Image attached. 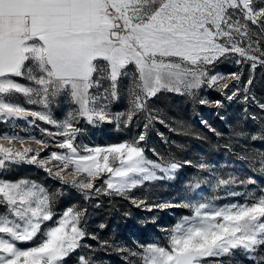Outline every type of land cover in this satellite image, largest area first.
<instances>
[{"label": "snow or ice", "instance_id": "1", "mask_svg": "<svg viewBox=\"0 0 264 264\" xmlns=\"http://www.w3.org/2000/svg\"><path fill=\"white\" fill-rule=\"evenodd\" d=\"M231 56L238 57L236 64L251 62L253 70L264 65V0H0V123L32 118L29 124L39 120L51 125L42 132L66 151L52 152L48 162L56 161L58 170L45 171L81 191L127 196L144 182L172 179L181 166L145 155L149 127L164 123L153 115L149 101L161 93L195 98L204 86L227 88L220 83L226 79L239 84L241 73L209 75L211 66ZM252 83L249 78L243 87L246 102H255L247 95ZM240 91L236 87L227 98ZM122 93L129 110L113 114L109 105ZM17 96L36 107L15 102ZM62 100L74 107L57 120L52 108ZM257 104L264 111V103ZM140 113L145 114L144 130L130 141L105 147L76 143L81 120L89 124L115 120L128 127ZM0 139L25 142L17 135ZM32 152L0 146V173L24 162L43 166L46 162L38 161L39 153L29 155ZM198 167L207 171L210 166ZM260 171L264 172V162ZM105 173L106 187L96 186L93 181ZM68 176L73 179L67 180ZM255 183L251 177L229 174L217 179L216 187ZM243 195V203L224 206L210 201L155 205L190 209L191 215L174 224L166 245H141V251L129 255L139 264H226L225 258L230 260L236 250L259 252L264 249V189L260 195ZM52 202L35 181L0 176V207L5 209L0 213V264H66L72 253L84 247L86 233L80 225L86 210L70 207L56 217ZM78 264L92 261L81 254Z\"/></svg>", "mask_w": 264, "mask_h": 264}, {"label": "rangeland", "instance_id": "2", "mask_svg": "<svg viewBox=\"0 0 264 264\" xmlns=\"http://www.w3.org/2000/svg\"><path fill=\"white\" fill-rule=\"evenodd\" d=\"M237 58L231 56L217 61L210 67L209 75L220 74L227 77L230 73H241L239 84L226 79L220 83L227 84V88L204 86L195 98L176 93H161L149 101L154 110L153 115H159L164 123L157 121L149 127L145 155L148 159L162 164L176 162L181 166L172 174V179L144 182L128 192L127 196L104 195L95 190L81 191L45 171V168H51L52 173L58 170L54 167L56 161L48 162L52 152L66 151L56 147L53 139L42 132L44 128L51 129V125L39 120L29 124L28 120L32 118L0 123V137L7 134L25 138L23 144L0 139V146L20 151L25 148L32 149L33 152L29 155L39 153L38 161L46 162L43 166L26 162L10 165L0 176L12 180L25 178L42 185L52 196V209L56 217L70 207L86 210L80 225L86 233L81 241L84 247L72 253L66 264H78V256L81 254L90 258L92 264H130V261L139 264L136 257L129 255V251H141V245H166L169 231L174 224L183 216L191 215L190 209H161L155 206L160 203L210 201L215 206H224L243 203V194L246 192L260 195V190L264 189V172L260 171L264 162V138H260L264 133V111L258 107L257 102L264 103V65H257L253 70L250 67L251 62L236 64ZM249 78L253 83L249 86L247 95L254 96L255 102L251 99L247 102L244 100L243 87ZM236 87L241 91L228 99ZM201 99L207 103H200ZM216 101L220 102L219 105ZM15 102L27 108L36 107L27 105L22 96H17ZM73 107L70 102L62 100L53 105V117L63 120ZM129 107L126 93H122L119 100L109 105L113 114L127 113ZM144 115L140 113L135 116L128 127L123 123L118 126L115 120L112 123L96 124L81 120L77 124L80 132L76 136V143L81 147H105L130 141L144 130ZM253 116L257 119H252ZM122 119H126V116ZM253 135L258 138L253 140ZM28 137L34 139H27ZM55 139L60 140L62 137ZM36 140L48 142L38 145ZM153 149L158 155L153 153ZM185 161H191V164H185ZM200 163L209 165V170L200 169ZM229 174L240 179L251 177L256 183L217 188V179L227 178ZM107 175L105 173L93 183L98 187H106L103 180ZM72 179V176L67 177L69 181ZM197 182L199 187H195ZM229 190L241 195H230ZM133 200H143L146 204L137 206ZM4 211L0 207V213ZM18 246L25 248L29 245ZM225 259L226 264H264V249L253 254L236 250L230 260Z\"/></svg>", "mask_w": 264, "mask_h": 264}]
</instances>
